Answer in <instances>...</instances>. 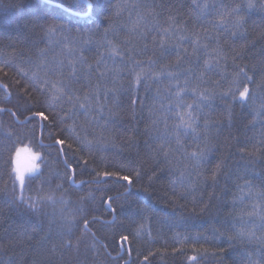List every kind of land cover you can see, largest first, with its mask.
<instances>
[{"label":"trees","instance_id":"obj_1","mask_svg":"<svg viewBox=\"0 0 264 264\" xmlns=\"http://www.w3.org/2000/svg\"><path fill=\"white\" fill-rule=\"evenodd\" d=\"M121 2L128 6L117 16V5ZM249 3L253 6L248 7ZM143 4L168 7H137ZM205 4L207 8L202 7ZM237 5L244 18L241 35L229 39L226 45L222 41L229 57L228 71L235 49L241 54L236 63L247 65L252 70L249 74H254L259 82L264 75L261 71L264 69V0H0V108L17 113L12 116L10 112H0V264H93V261L124 264L129 259L131 264H248V253L261 258L264 249L255 239L236 234L260 225L259 217L250 215L254 206L256 212L264 213V198L256 195L264 193L259 180L254 181L249 191L244 180L238 179L264 175V160L240 151L264 140V115L254 119L253 111L264 102V89L249 85L256 96L245 104L232 102L230 97L221 100L217 95L212 108L204 109L217 122V128L212 131L216 150L209 156L206 175L221 160L225 167L215 184L211 180L200 181L198 191L185 193L183 197L178 183H173L185 170L182 157L179 162L174 158L171 166L161 165V171L145 145L148 137L144 133L154 118L151 109L157 84L150 83V88L140 86L138 92L130 93L131 77L125 74L117 83L122 89L114 97L115 104L120 106L114 108L116 115L110 116L105 109L99 120L101 126L109 119L115 120L106 128L97 126L95 120L88 123L83 116L75 123L68 120L71 127L56 126L53 119L57 124L66 119L70 105L49 107L55 94L51 84L57 81L70 83L81 100L94 85L112 87L109 71L112 61L106 60L107 68L97 64L110 55L109 42L126 54L125 59L130 61L134 56L146 61L148 56H159L152 40L155 34H149L153 24L167 27L171 15L178 28L195 29L201 34L207 29L211 36L218 33L226 36L225 29L232 27L231 18L226 17L221 23L218 14L230 12ZM153 12L159 15L153 17ZM137 24L146 39L130 31ZM49 27L55 31L45 35ZM145 44L149 49L146 54L135 56L131 51H139ZM184 46L191 51L187 42ZM169 61L175 62V57H165L163 62ZM190 66L187 62L183 65L184 69ZM101 72L107 75L101 78ZM218 80L219 76L212 75L211 82L202 87H217ZM34 86L41 90H35ZM228 86L227 81H221L217 90L224 91ZM131 99H137L135 106L131 105ZM25 107L31 111L44 110L49 120L36 117L34 123L24 127L25 117L31 116V112L24 111ZM108 107L114 105L109 103ZM156 107L159 108V103ZM155 116L160 117L161 113L157 111ZM167 123L171 126L173 121ZM61 128L65 129L63 133ZM158 128L164 131L162 119ZM49 132L57 139L65 138L66 144L52 146V141L46 138ZM72 135L94 140V147L91 152L84 148L77 154L75 159L80 160V168L73 161V167L66 169L65 156L63 153L58 156L57 149L64 148L71 154L83 147L68 138ZM129 136L135 139V146H129ZM67 143H72L71 150L67 149ZM24 150L32 155L39 153L34 161L39 168L25 173L22 193L25 200L38 203V210L19 199L16 163ZM80 157L89 161L86 169ZM93 169H122L123 174L130 176L134 175V169H143L144 174L142 179H134L131 186L115 178L97 185L88 183L95 175ZM65 170L71 179H64ZM72 179L77 183L72 184ZM191 179L197 180L195 174ZM98 187L105 191H97ZM49 196L51 201L47 199ZM204 204L209 207L202 212ZM145 208L148 210L143 211ZM93 217L97 218L95 222ZM84 219L89 221L87 234L83 233ZM93 233L108 245L106 252L100 249V256L91 248ZM121 235L128 236V241H121ZM261 235L264 233L257 228L256 236ZM233 236L236 238L229 239ZM69 241L72 248L67 247ZM121 245L131 250V257L125 251L123 259L117 261L113 258ZM149 253L152 255L144 261ZM190 256H196L197 260L190 261Z\"/></svg>","mask_w":264,"mask_h":264},{"label":"snow or ice","instance_id":"obj_2","mask_svg":"<svg viewBox=\"0 0 264 264\" xmlns=\"http://www.w3.org/2000/svg\"><path fill=\"white\" fill-rule=\"evenodd\" d=\"M128 5L124 2H121L117 5V16L120 15L122 9ZM253 5L249 3L248 7ZM137 7L144 8H156L163 7L167 8V5H149L143 4L138 5ZM199 7V6H198ZM207 8V4L202 6ZM153 17L159 15V13H152ZM221 17V23L224 22L226 17H230V23L232 25L231 29H225L227 33L226 36L217 34L216 36H211L207 29L204 30L203 34L192 29L189 31L187 28H178L176 26L175 19L170 15L166 21L167 27L155 23L151 26L150 33H154L152 36L153 42L159 49V56L155 58L153 56H148L147 60L135 59V57H130L125 59V53L118 51V46L111 44L110 55L101 59L97 62L99 65H104L107 68L106 60H111L113 67L109 69L112 73V87H107L106 85H94L90 88L83 99L76 95V92L73 90L70 83L64 81H57L51 84V89L55 93L52 96L53 104H50L49 107L53 105H62L67 103L70 105L67 113L66 119H61L59 124L56 120L53 119L52 123L56 126L60 124L71 127L67 124L68 120L75 123L81 116L85 118L88 123H93V120L96 121L97 126L106 128L108 124H114L115 120H107L104 125H99V120L103 118V113L107 109L110 116H115L116 112L114 108L120 107L118 104H115L114 97L117 92L121 91L122 86L117 87V83L121 80L125 74L131 77L128 81V91L130 93H136L139 90L140 86L145 88H150V83H155L158 85L156 93L153 96L154 104L151 109V124L146 128L144 135L148 137V140L145 141V145L149 150L150 158H152L156 163V168H161V165L171 166L173 159L175 158L178 162L180 157H182L183 163L185 165V170L180 173V177L177 181H173L174 184L179 185L182 189L180 195L184 196L185 193L191 195L193 192L199 190V182L203 181L207 183L208 180H211L215 184L218 180V177L223 174L222 169L225 167L224 161L221 160L217 162L214 168L211 169L210 175H206V165L209 162V156L216 150V145L214 144L215 137L212 135L213 129L217 128V122L211 120L209 113L204 111L205 108H212L214 99L219 96L221 100L231 98L232 102H239L245 104L246 102L255 98L256 93L250 89L249 85H254L255 89H264V75L261 76L259 82L256 81L255 75H250L249 72L252 71L248 68L247 65H241L236 63L240 59V52H236L233 49L234 55H232V66L231 71H228L227 61L229 59L228 54L225 52L222 47L223 44H227L228 40L234 37L241 35L240 29L243 27L244 18L240 15V6L237 5L231 9L230 12L219 13ZM143 19V17H140ZM147 26V25H146ZM215 27H219L216 25ZM55 31V28L49 27L45 35H49ZM134 34H138L141 39H146V35L142 30H139V25L130 29ZM158 38V39H157ZM176 38V42L174 41ZM187 42L191 51L188 47H185L184 44ZM135 53V56H140L146 54L149 49L147 44L144 45L142 49L136 51L135 49L131 50ZM175 57V62L169 61L164 63L165 57ZM83 62V57L80 58ZM119 61V63H117ZM202 61V62H201ZM187 62L191 66L187 69H184L183 65ZM264 73V69L261 70ZM107 75L106 72H101V78H104ZM219 76L220 80L216 81L215 84L217 87L208 88L202 87L203 85L211 82V76ZM208 77L207 79L205 77ZM71 79V78H70ZM221 81H227L228 87L224 91H218V87ZM47 83V82H46ZM35 87V90L40 91L39 87ZM109 103H112L114 107H108ZM131 105L135 106L137 104V99H131ZM159 103V108L156 107V104ZM143 105H141V108ZM19 110V109H18ZM133 112L135 108L133 107ZM24 111L31 112V116L25 117L26 124L24 127H27L28 124H32L35 121L36 117H40L42 120L47 121L49 117L44 114V110L40 111H31L30 108L25 107ZM161 113L160 117H156V112ZM255 117L264 115V102H262L259 108H254ZM0 112H10L12 116H16V112H12L11 109L0 108ZM95 113V116L93 114ZM23 113H21L22 115ZM91 117V119H90ZM135 118V117H133ZM161 119L165 123V128L163 132H160L158 125L161 122ZM172 120L173 123L171 126L168 125V121ZM42 129L47 130L45 125H41ZM65 131L64 128H61V132ZM153 131L156 132L153 135ZM47 139L52 141V146L55 145H65L66 139L55 138L51 132H49ZM73 139L76 143L83 145L82 148H78L75 152L69 154V152L64 148L57 149L58 156L60 153H63L65 159L63 164L65 168H72L73 161H75L76 168H80V160H76L75 157L80 151H83L84 148H87L89 152L92 151L94 147V140L87 139V137L81 138L79 135H72L68 137ZM97 143H99L97 141ZM129 146H135L136 141L133 137H128ZM173 144L175 145L173 147ZM192 148L193 150L189 151ZM67 149H72V143H67ZM241 152H247L249 157L255 159L264 160V140L258 144H252L250 148L240 149ZM176 153H179V157L176 156ZM39 156V153L33 155L34 161L35 158ZM83 160V157H80ZM89 161L83 160V167L86 169ZM39 168V165L32 164L30 168L26 171L34 172ZM156 168L153 169L155 174ZM95 175L92 177L88 183L100 185L101 183L107 184L108 178H115L120 181L127 182V186H131L134 183V179L143 178V169L136 170L134 169V175L130 176L123 174L121 170L115 171H96ZM17 176L16 180L19 181L21 195L19 199L25 201L30 208L33 210H38L39 205L36 202L27 201L23 196V189L26 183L25 174L19 168L16 169ZM195 174L197 180L191 179ZM152 177H149L151 179ZM64 179H71V176L65 170ZM238 179H243L244 184L248 187L249 191L254 186V181L259 180L261 187H264V175L255 176L253 175L251 179L247 175L243 177H238ZM72 184L77 183L75 179H72ZM83 184L84 181H79ZM60 187V185H57ZM146 190V189H145ZM97 191H105V189L98 187ZM176 194L175 192L173 193ZM258 197L264 198V193H257ZM48 200H52V197H47ZM94 199V197H93ZM109 200H113L112 197H109ZM193 201H196V197L193 196ZM203 203V201H201ZM184 207V205H181ZM209 205L204 204L200 209L202 212L208 210ZM111 208V204H109ZM145 208L143 211H147ZM112 212H115V208H111ZM195 211V208L193 209ZM250 215L258 216L261 223L258 226H254L252 229L247 232L241 231L236 234L241 238L247 237L249 240L255 239V241L264 249V235L256 236L257 228L264 233V213L256 212L254 206V212ZM97 218L93 217L92 220L95 222ZM84 230L83 233H88V219H84ZM122 225V222H121ZM141 227L143 225L141 224ZM139 231V230H138ZM236 236L229 237V239H234ZM129 237L126 235H121V241H128ZM92 245L91 248L95 249V255H102L100 249L107 251L108 245L104 244L92 234ZM79 243V238L77 244ZM68 248H72L73 244L71 241L68 242ZM127 251L129 258L131 257V250L124 249L123 245L120 246L119 251H117L116 257L113 259L119 261L123 259V253ZM207 251V249H204ZM223 251V249H220ZM111 256V253H108ZM149 255L144 256V261L149 259ZM249 259L248 264H264V251L260 253L261 258L256 259L253 253H248ZM190 261H196V256H190L188 258ZM93 264H97L96 261H93ZM100 264H104L103 261ZM124 264H131L130 259L125 260Z\"/></svg>","mask_w":264,"mask_h":264},{"label":"rangeland","instance_id":"obj_3","mask_svg":"<svg viewBox=\"0 0 264 264\" xmlns=\"http://www.w3.org/2000/svg\"><path fill=\"white\" fill-rule=\"evenodd\" d=\"M34 164L33 155L30 152L24 150L18 156L16 167L19 168L22 172L30 174V172L26 171L31 165ZM26 174V175H27Z\"/></svg>","mask_w":264,"mask_h":264}]
</instances>
